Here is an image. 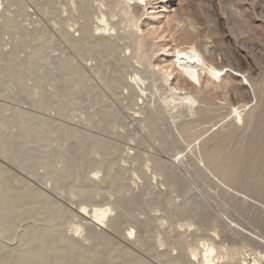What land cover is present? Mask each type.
Instances as JSON below:
<instances>
[{
    "label": "rangeland",
    "instance_id": "obj_1",
    "mask_svg": "<svg viewBox=\"0 0 264 264\" xmlns=\"http://www.w3.org/2000/svg\"><path fill=\"white\" fill-rule=\"evenodd\" d=\"M252 1L145 0V7L142 5L139 8L134 4L131 5L132 13L138 17L137 26L140 29L138 33L146 44L148 62L150 65H154L155 74L158 75L160 69L163 73L164 67L169 65L174 55L175 44H180L181 48L187 47L186 40L179 34L181 26L172 29L177 13L187 15L188 19L199 22L200 26L197 30H203V32L198 33V37L193 40V43L201 51L220 48L230 50L229 52L232 50L231 53L240 59L242 68L246 71L244 74H235L236 72L226 68L215 84L209 81L205 73H202L199 83L192 87L187 85L175 70H171L170 80L163 84V90L175 86L184 89L177 91L178 94L189 92L209 103V105L202 106L205 110L201 114L192 118L194 121L192 127L199 136L193 145L201 142L206 153L214 152L218 165L212 174L207 173V177H205L198 171V168L203 169V166L196 158L198 157L197 151H195L196 156L190 155L188 150H184L182 155L177 156V152L182 148L176 144L171 145L172 151L165 154L157 146L153 149L149 148L148 130L143 129V124L140 121H135L132 118L138 109L137 106H134L136 101H132V104H129V109H126L127 102L118 100L121 88L113 83L114 79L118 77L115 68L117 65H122V49L117 50L113 55L109 50H105L96 55L93 61L82 60L86 59L88 53L95 54L94 46L90 47L93 39L86 40L87 45L84 41L73 42L81 37L80 25L85 21V19H80L82 18L80 13L87 8L95 11L97 7L95 0H76V2L75 0H5L7 6L15 4L20 15L27 6H30L34 12L31 15L33 18L31 19L33 21L31 31L24 32L21 37L24 40L31 36L28 39L30 40V49L27 58L22 56L17 59H8L6 55L0 54V187L8 180L15 188V191L8 190L11 192L9 198L11 201L24 199L26 193L32 195L29 199L31 203L25 210H31L34 200L38 199L33 195L43 193L45 198L60 206L64 213L47 222L44 205H41L37 213L26 220L21 219L22 215L21 218L16 217L11 208L4 209L0 212V233L3 238L0 247L1 255L13 250L12 257L19 258L21 254L28 252V247L34 246L38 242V232L47 230L43 240L46 247L29 248V252L37 254L32 258L30 264H58L61 257L64 255L66 257L69 249L63 248L56 252L54 244L51 243L52 234L56 233L58 236L80 241L78 233L73 235L72 230L80 224L89 225V220L94 221L90 214H84L82 218L84 221H81L74 216L76 210L85 206L86 210L91 213L93 205L105 207L121 200L125 201L129 197H135L144 201L157 198V202L162 203L164 209L172 208V203L179 204L185 201L188 203L187 213H192L191 211L203 207L206 217L218 215L223 222L230 224L235 229L242 230L246 236L258 237L260 244L250 243L246 238L239 236H230V239L236 243L234 248L237 250L231 263L253 264L254 254L257 257L264 256V84H261L262 86L254 85L253 82L249 85L243 78L245 76L252 82L255 79L259 81L264 77V67H261L264 66V61H262L264 60V0ZM72 2L77 3V6L81 3L83 5H80L78 11H70ZM67 6L69 9L63 13L62 8ZM101 8L103 9V6ZM147 8H152V10L147 11ZM38 9H45L44 16L38 13ZM145 11L150 14L145 15ZM260 12L262 13L260 14ZM10 15L13 19H18V15L15 17L13 14ZM229 16L235 19L230 17L232 21L228 18ZM6 17L10 18L8 15ZM28 17L30 18V16ZM52 17L53 19H51ZM55 18L56 20H54ZM234 26L238 27V30ZM69 27L72 31L68 29ZM122 29L123 24L120 25L119 32H122ZM133 31L135 32V30ZM65 32H68L70 37L65 36ZM5 37H13V30L5 29ZM253 55H256V58ZM214 57L218 64L224 60L223 55L219 52H216ZM69 63L73 67L81 66L84 74L81 79L63 83L62 81L70 69ZM91 63L93 67L99 66L100 75L96 76L91 70ZM132 64V66H136L134 63ZM140 70L143 72L145 68ZM226 70L228 72L224 75ZM132 72V68L127 70L130 75ZM229 76L237 77L234 84L240 85L241 83L245 88L244 92L247 90L245 101L248 104L241 109V117H244V121L247 119L250 121L245 127H242L241 124L235 126L234 115H228L231 109L230 105L235 104L236 93L229 88V85L225 89L221 86L224 84V78L229 79ZM123 79V82L129 81L126 76ZM153 102L152 98L149 102L151 109L155 106ZM138 105H140L139 102ZM251 106L254 108L250 111L248 108ZM83 113L89 119L77 124V118L80 114L84 115ZM104 118L105 121H103ZM114 118H117L123 127L113 123L114 127L111 126L110 131V119ZM99 123L105 125L107 129H98ZM75 126L82 130L80 133V136L83 135L81 136L82 140L66 137L68 132L74 134L72 128L76 129ZM164 128L161 127V130L166 129ZM116 133L125 134V136L120 138L115 135ZM165 137L167 141L173 140L171 134ZM140 139L143 141L139 142ZM110 142L115 143L116 147L112 150L111 157ZM135 150L139 151V155L128 160L127 158ZM93 151L104 155L100 162L107 163L106 165L111 168L108 169V172L102 170L98 164L91 163L88 157L92 155ZM187 154H189V159L183 160L184 165L166 169L163 177L157 176V182L153 181L152 173H157L162 166H150L146 161L147 156L165 162H174L176 165L175 159ZM69 157L71 159L68 165L66 161ZM110 160H112L111 166ZM124 160H127V163H124ZM52 167L61 168V170H56L51 175L52 182L47 184L46 174ZM78 167H82L81 171L74 173ZM70 171H73L74 176L66 179L65 176ZM97 171L100 173L94 176L93 173ZM226 171H229L235 180L233 187L236 190H232L230 193L243 200L234 208V202L223 194L222 190L226 191V189L224 187H220V189L213 185V183H218L216 179L222 178L223 172ZM35 173L39 175L35 177ZM86 175L92 181L91 183L84 179ZM114 177H118L116 182ZM101 178H105L106 181L101 183ZM167 178H169V184L161 185L160 182ZM51 185L62 190H52ZM258 191L261 192V195L256 194ZM112 194L113 196L110 197ZM20 202L21 200L16 202V205L20 206ZM248 204H252L253 207L248 208ZM133 210L131 211L132 216L123 215L124 217L121 216L114 220L119 226L117 231L103 228V235L98 234V230L91 231V239L82 241L75 251L80 259L86 261L90 256V249H95L99 254L93 264L108 262L131 264L138 257L151 264H162L148 255L146 247L139 249L135 245L136 239L133 235L129 236V222L133 216L140 220L145 219L144 215L139 214L142 209ZM164 213V211H160L157 214H151L159 216ZM227 217L235 220L238 224L234 225L235 222L232 224ZM186 223L187 221H182L181 225ZM163 229L162 236L170 244L185 236H179L173 231L175 229L179 233L183 232L186 229L185 226L182 228L176 225L165 226ZM13 231L16 232L13 240L5 239ZM24 231H28V233L33 231L36 239L31 236L32 240L30 241V235H26L20 241L19 237ZM226 245L227 243H225ZM157 249L158 251L170 250L167 247H157ZM16 252L20 254L16 255ZM175 253L176 251L172 252V254ZM77 256L70 255L67 258H70L71 261H66L63 264H71L70 262L78 258ZM243 257L247 259V262H243Z\"/></svg>",
    "mask_w": 264,
    "mask_h": 264
},
{
    "label": "bare ground",
    "instance_id": "obj_2",
    "mask_svg": "<svg viewBox=\"0 0 264 264\" xmlns=\"http://www.w3.org/2000/svg\"><path fill=\"white\" fill-rule=\"evenodd\" d=\"M95 1L97 4L95 11L94 10L92 11V9L87 8L85 9L84 12L80 13L82 17L80 19H85L86 22L84 21V23L80 25L81 37L78 39H75V42H73V43H77L79 41H84V43H86L85 45H87L86 40L93 39L90 47L94 46L93 52L95 54L88 53L86 55V59L83 58L82 60L83 61H88V60L93 61L95 60L96 55H98L99 53L105 50H109L110 54L113 55L116 53L117 50L122 49L123 56L120 55L122 56L121 57L122 65L116 66L115 69L118 74V77L114 79L113 83L118 88L119 87L121 88V92H119L118 100L120 102L121 101L127 102L126 109H129V104L132 101H136L134 106H137L138 109L134 112V116L132 118H134L135 121H140L143 124V129L148 130L149 142H150L148 145L149 148L153 149L157 146L159 147L161 152L165 154L167 152L172 151L171 145L176 144L182 148L181 151L177 152V156L179 154L182 155V152L184 150H188V153L190 155L196 156L195 151H197L198 157L196 158L198 159L199 163H202V166H203V169L198 168L199 173L205 177H207V173L212 174L213 171L218 166L216 164L215 153L214 152L206 153L203 148L204 146L203 144H201V142L193 145L197 141L199 136L196 134V131H194L192 127V124L194 123L192 118H194V116L196 115L201 114L205 110L204 108H202V106L209 105L208 101L204 99H199L194 94L189 93V92H185L184 94L182 93L178 94L177 91L184 90V89H180L175 86L172 88L168 87L167 90H163L162 88H163V84L167 83L170 80V77L172 74L170 73L171 70L172 71L175 70L178 73V75L183 79V81L187 85L192 86V87L196 86L197 83H199L198 81L202 73H205L208 76L209 81L213 84H215V82L219 80L220 76L222 75L223 70H225L226 68H228V70L236 72L235 74H244V72L246 71L243 70L240 59L237 56H235V54L231 53L232 50L231 52H229L230 50L227 51L225 49L220 48V49H212L210 51H208L207 49H204L201 51L200 48H198L193 43V40H195V38L198 37V33L200 34L201 32H203V30H200V31L197 30L198 26H200V24L198 25L199 22L198 23L194 22L190 18L189 20L186 17L187 15L184 12L183 13L186 16L182 15L181 13H177V18L174 20L172 29L174 30L181 26L179 28L181 29L179 34L181 37H183L186 40L187 47L181 48L180 44H175L173 47L174 55L172 56V59L169 65L164 67L163 73H161L160 71L161 69H160L157 75L154 72V65H150V63L148 62L149 60L147 58L146 44L142 36L138 33L140 31V29L137 26L138 17L132 13L131 5L134 4L135 7H139V8L142 5L145 7L146 5L145 0H95ZM89 3L91 4V2ZM76 4L77 3H74V2L71 3L72 9H69V6H67L68 8L63 7L62 8L63 13H66L67 9H69L70 11L72 10L78 11V8L80 7L82 3L79 6H77ZM101 6H103V9L101 8ZM47 8H49V6H47ZM38 10H39L38 13H40L41 15L43 14L44 16L45 9H38ZM148 10H152V8H149V9L147 8V11ZM110 12H112L111 16H110ZM262 12H260V14ZM35 14L37 15V13ZM149 14L150 13H147L145 11V15H149ZM230 17L231 16H229L228 18ZM114 18L116 19L113 20ZM231 18L230 20L233 19ZM51 19H53V17ZM54 20H56V18ZM36 22H37V19H36ZM227 22H228V19H227ZM122 24H123V29H122L123 31L119 32L120 25ZM243 27L245 26L243 25ZM248 27L250 26L248 25ZM237 28L238 27H236V29ZM68 29L72 31L71 27H69ZM249 29L251 30V28ZM133 30H135V32ZM28 35H29V32H28ZM68 35L69 33L65 32V36H68ZM112 38H114V40H112ZM72 45L75 46L76 44H72ZM216 52H219L224 57V60L220 64H218L215 60L214 56ZM205 53L207 54L205 55ZM250 53H251V50H250ZM253 56L255 57L256 55H253ZM132 63H134L136 66L135 67L132 66L133 65ZM69 66H70V69L67 72V76L62 81L63 83H68V82L70 83V82L75 81L76 79L78 80L83 77L84 73H83V68L81 66L73 67L71 66V63H69ZM261 67H264V66H261ZM129 68L133 69L132 75L127 73V70ZM141 68L142 70L143 68H145V70H143L142 72L140 70ZM91 70L96 74V76L100 75L99 66L95 65L93 67L92 65ZM227 72L228 71L226 70L224 75H226ZM125 76L126 78H129V81L126 80L125 82H123L124 80L123 78ZM236 78L237 77H230L229 79L224 78L223 80L224 84H222L221 88L225 89L226 86L229 85V88L234 93H236L235 95L236 99L234 101L235 104H231V105L229 104L231 109L229 110L228 115H231V114L234 115L233 123L235 126H239L241 124L242 127H245L246 125L250 123V121L248 119L247 121H244V117L243 118L241 117V114H242L241 109L245 108L248 104L245 101L246 94H247L245 92L247 90L244 92L245 88L243 84L241 83L240 85L234 84V82L237 81ZM243 78L246 80V82L249 85L252 84L253 82H254L253 83L254 85L264 84V77L259 81H256V79L254 78L256 82L255 81L250 82L248 79L245 78V76H243ZM152 98L154 101L153 104L155 106L151 109L149 107V102ZM138 102L140 103V105H138ZM251 107L248 108L250 111L254 108V107L252 108ZM83 114L84 115L80 114V116L77 118L76 120L77 124L89 119L87 118V115L85 113ZM164 116H167V117L163 118ZM140 117L142 118L139 119ZM167 118L169 119V121ZM103 121H105V118L103 119ZM113 123H116L119 127H123L121 126L117 118L110 119V131L112 127H114L112 125ZM161 127H165L166 129L164 128L165 130L162 131ZM98 129L106 130L107 127L99 123ZM72 130L74 131V134L73 132L72 133L68 132L66 137H70V138L73 137L75 139L82 140L83 137L81 136L83 135L80 136V133L82 132V130L77 129V127L76 129L72 128ZM170 134L173 136V140L167 141L165 136L170 135ZM115 135L120 138L122 137L124 138L125 136V134H120V133H116ZM142 141H143L142 139L139 140V142H142ZM115 148H116L115 143L113 144L110 142V157L113 154L112 150H114ZM189 154H187L186 156H180L179 158L175 159L176 165L174 162H165L158 158L147 156L146 161L150 164V166H155V167L162 166L158 170L157 173H152L153 181L157 182V178H156L157 176L163 177L165 175L166 169L170 167L173 168L174 166H177V165H184L183 160L185 158L189 159ZM138 155H139V151L135 150L131 156L128 155L129 158L127 159L132 160ZM102 156L104 155H101L100 152L93 151L92 155L89 156L88 158L90 159L91 163L98 164L99 166H101L100 168L102 170H107L106 172H108V169L110 167L106 165L107 163H103L102 161L100 162ZM70 159L71 158L69 157L68 160L66 161L68 165L70 164ZM111 162L112 160H110V166H111ZM123 162L127 163V160H124ZM78 166H81V165H78ZM81 168L82 167H78V169H76L74 173H79L81 171ZM56 170L60 171L61 168L56 169L52 167L47 172L46 174L47 177L45 179L47 184H50L52 182L51 175L54 174ZM74 173L73 171H70L68 174H66L65 176L66 179H69L70 177L74 176ZM98 173H100V171L94 172L93 175L96 176ZM38 175H39L38 173L34 174L35 177H37ZM84 179L86 180V182L87 181L90 183L92 182L91 180H89L88 175H86ZM113 179L116 182L118 177H114ZM216 180L218 183L217 184L213 183L214 187H217V188L224 187L226 189V191L222 190L223 194L234 202L233 208L236 207V205L238 206V204H240L241 201H243L241 200L240 197L236 198L237 195L235 197L233 193H230L232 192V190H236V189L233 187V185L235 184V180L229 171L223 172L222 178H217ZM105 181H106L105 178H101V183H104ZM169 182H170L169 178H167L165 180H162L160 184L166 185L167 183L169 184ZM50 188L52 190H58V191L62 190L61 188L57 189L55 185H53V187L51 185ZM8 190L15 191V188L11 186V184L7 180L5 181L4 185L0 187V193H1L0 194V212L6 208H11L14 214H16V217H20L22 215V218L21 217L20 218L23 220H26V219H30L33 214L35 215L38 211V208H40L41 205H44L46 207L45 212H46L47 222L51 221L53 217H56L64 213V211L60 208V206H58L56 203H54L50 199L45 198L44 197L45 195H43V193H37L35 194V196L33 195V197L38 198V199L34 200V204L32 205L31 210H25V208L31 203L29 199L32 195L30 196L26 193V195L24 196V199L22 198V199H17L16 201H11L9 199L11 196V192ZM116 191H117V188H116ZM113 194H116V193H113ZM113 194L110 195V197H112ZM256 194L261 195V192L258 191ZM20 200H21L20 206H18L19 204L16 205V202H19ZM247 206L248 208L253 207L252 204H248ZM187 207H188V203L183 201L179 204L172 203V208L164 209L162 203L157 202V198H152L150 200L144 201L142 199H137L135 197H132V198L129 197V199L125 201L121 200L118 203L117 202L112 203L105 207L97 205V204L93 205V209L91 210V213H89L86 210L85 206H82L80 207L78 211L76 210V213L74 216L78 217V219H81V221H84L82 219L84 217V214H88V215L90 214L92 215L91 218L94 221L89 220L90 221L89 225H86V223L84 224L79 223L80 225L76 226V228L72 230L73 235L78 233L77 236H79L80 241L68 239L64 236L61 237V236H58L56 233L52 234L53 240L51 243L54 244L56 252L60 251L63 248L69 249V251L66 253V257L65 255L61 257L58 264H63L66 261H71L70 258H67L70 255L77 256L78 254L75 252L76 249H78L82 241L84 242V241H88L89 239H91L92 237L90 234L91 231L98 230L99 231L98 234H101V235H103L102 233L103 228H108L111 231H117L119 229V226L114 222V220L123 215L132 216L131 211L133 209H135L133 211H139L142 209L139 212V214L144 215L145 219L140 220L136 218L135 216H133V218L131 217L132 220H130L129 222L130 227L128 231L129 236L133 235L134 239H136L135 245H137L139 249L146 247L148 251L147 252L148 255L152 257L154 260L160 261L162 264H234L231 262L237 250L234 248L236 243L234 242L233 239H230V236H239L240 238H246L250 243L260 244L258 237L256 238V237L246 236V233H244L242 230L235 229L232 226H230V224L223 222L222 218H220L218 215L212 216V217H206V213L203 207L191 211L192 213L190 212L187 213ZM160 211H164L165 212L164 215L157 216V215L151 214V213L157 214ZM229 219L232 224L233 222H235V220L231 218ZM182 221H187V223L184 225H181ZM236 224L238 223L235 222L234 225ZM175 225L180 228L184 226L186 227V229L180 233L177 232L175 229H173V231L178 233L179 236L181 235H185V236L182 237L181 240L180 239L176 240L170 244L162 236V232H163L162 229L165 226L173 227ZM46 231L47 230H42L38 232V237H37L38 242H36L34 246L28 247V252H24L23 254H21L19 258L17 256L12 257L11 252H14L13 250L7 251L4 255L0 254V264H30V261L32 260V258H34L35 255L37 254L29 252L30 251L29 248L31 247L32 248H35V247L45 248L46 246H44L45 243L43 242V240L46 237ZM35 233L37 232L35 231ZM35 233H33V231L31 233H28V231H24L22 235L19 237V239L20 241H22V239L26 235L28 236L30 235V238L29 237L28 238L31 241L32 240L31 236L33 239H36ZM15 236H16V232L13 231L11 232L10 236L6 237L5 239L13 240ZM2 241H3L2 233H0V247H1ZM225 243H227L226 246H225ZM92 247H95V246H92ZM157 247L159 248L167 247L170 250L158 251ZM174 251H176V253L172 254V252ZM89 252H90V256L87 258L86 261L81 260L78 255L77 256L78 258H76L70 263L71 264H93V261L96 260L99 253L96 252L95 249H90ZM15 254L18 255L20 253L16 252ZM254 255L252 258L253 264H264V256L257 257ZM164 258L165 260L163 261ZM243 262H247V259L244 257H243ZM105 264H112V263L108 262ZM131 264H151V263H148L144 259H141L140 257H138L135 260H133Z\"/></svg>",
    "mask_w": 264,
    "mask_h": 264
},
{
    "label": "built area",
    "instance_id": "obj_3",
    "mask_svg": "<svg viewBox=\"0 0 264 264\" xmlns=\"http://www.w3.org/2000/svg\"><path fill=\"white\" fill-rule=\"evenodd\" d=\"M16 5L12 4L7 6L5 0H0V54L6 55L8 59L24 57L27 58V54L30 49V37L24 40L21 39L22 34L32 29L31 15H33V9L27 6L22 15L18 14ZM18 15V19H13ZM8 15L10 18H7ZM30 16V18L28 17ZM5 29L13 30V37H5Z\"/></svg>",
    "mask_w": 264,
    "mask_h": 264
}]
</instances>
